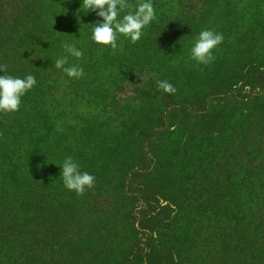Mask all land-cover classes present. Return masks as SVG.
<instances>
[{"label": "rangeland", "instance_id": "obj_1", "mask_svg": "<svg viewBox=\"0 0 264 264\" xmlns=\"http://www.w3.org/2000/svg\"><path fill=\"white\" fill-rule=\"evenodd\" d=\"M127 2L132 7L118 19L142 0ZM150 2L155 19L140 40L117 33L113 50L92 40V24L103 20L82 0H0V64L7 65L0 75L36 79L18 111L0 112V172L7 170L0 179L25 175L33 158L28 138L40 129L48 153L62 144L95 177L90 189L102 218L126 239L139 227L156 236L162 253L174 236L187 237L185 247L198 258L183 264L202 263L208 251L219 261L225 239V263L264 264V226L257 235L252 216L259 198L226 197L222 205L229 201L232 211L217 217L203 183L219 159L237 161L243 147L251 154L243 158L264 161V0ZM202 30L224 37L207 65L191 58ZM65 41L83 56L68 54ZM64 56V67L82 68V77L55 67ZM158 80L177 91L164 92ZM224 169L227 179L232 168ZM217 221L228 225L224 237Z\"/></svg>", "mask_w": 264, "mask_h": 264}, {"label": "trees", "instance_id": "obj_2", "mask_svg": "<svg viewBox=\"0 0 264 264\" xmlns=\"http://www.w3.org/2000/svg\"><path fill=\"white\" fill-rule=\"evenodd\" d=\"M260 94L254 97L257 99ZM40 133V129L32 130L28 138L33 158L27 160L25 175L16 171L8 175L9 181L6 177L0 179L16 185L8 190L0 183V264H183L198 258L185 247L187 237L174 236L162 253L155 249L156 236H143L139 227L134 235L132 232L130 240L126 239L122 231L102 218L104 211L92 189L77 195L65 188L59 165L69 153L61 149L62 144H56L48 153ZM43 133L47 130L43 129ZM246 148L241 149L237 161L229 162L228 155L225 162L219 159L204 176L203 183L208 185L203 186L209 191L206 201L213 204L211 211L217 217L228 216L232 211L229 201L222 205L226 197L238 199L244 192L256 195L258 207L252 216L258 222L255 227L258 235L259 227L264 226V161L243 158L242 154L251 157ZM227 166L232 169L226 179L221 170H228ZM3 171L7 170L3 169L0 177L6 173ZM30 173L31 178L27 177ZM202 206L204 210L210 207ZM216 206L220 207L215 211ZM215 229L224 237L228 225L217 221ZM225 241L221 242L219 261L217 254L208 251L202 263L197 264H228Z\"/></svg>", "mask_w": 264, "mask_h": 264}, {"label": "clouds", "instance_id": "obj_3", "mask_svg": "<svg viewBox=\"0 0 264 264\" xmlns=\"http://www.w3.org/2000/svg\"><path fill=\"white\" fill-rule=\"evenodd\" d=\"M82 7L96 12L103 20L92 24V40L97 44L110 45L113 50L117 49V33L129 37L132 43H136L142 36V29L155 19V10L150 0L147 2L142 0L135 6L134 12H128L122 19H118L120 13L132 7L127 0H82ZM223 39V34L202 30L191 49V58L199 64L211 63L214 60L213 49L221 44ZM62 47L77 59L83 56V52L78 50L74 43L65 41ZM67 63V56L60 57L55 60V67L63 69L69 77L79 78L84 75L83 69L78 66L64 67ZM0 70L6 73L7 65L0 64ZM35 84L36 79L31 74L23 79L7 74L0 75V112L18 111L22 96ZM157 85L166 93L174 94L177 91L167 80H158ZM59 166L62 170L63 184L69 191L83 195L86 188L94 187L95 177L88 172H81L72 157L66 158Z\"/></svg>", "mask_w": 264, "mask_h": 264}]
</instances>
